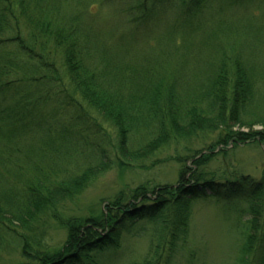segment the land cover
Returning <instances> with one entry per match:
<instances>
[{"label":"trees","instance_id":"obj_1","mask_svg":"<svg viewBox=\"0 0 264 264\" xmlns=\"http://www.w3.org/2000/svg\"><path fill=\"white\" fill-rule=\"evenodd\" d=\"M88 2L0 0V264L7 257L11 264H100L106 253L115 257L135 221L153 222L171 205L180 212L163 222L165 236L147 264H199L196 204L219 209L229 223L238 264H264V170L258 180L223 182L193 172L221 147L264 146V132H252L264 128V55L253 65L250 56L260 50L247 42L248 57L236 53L235 39L223 41L215 24L229 8L264 0H121L125 9L107 18H116L112 28L79 10ZM206 10L212 14L203 20ZM167 13L174 19L166 16L159 29L155 19ZM151 31L183 59L150 71L153 57L139 40ZM132 58L141 60L134 66ZM199 136L214 139L181 158L177 187L146 180L103 200L102 210L64 214L115 166L132 167ZM52 226L65 233L57 248L46 236Z\"/></svg>","mask_w":264,"mask_h":264},{"label":"rangeland","instance_id":"obj_2","mask_svg":"<svg viewBox=\"0 0 264 264\" xmlns=\"http://www.w3.org/2000/svg\"><path fill=\"white\" fill-rule=\"evenodd\" d=\"M90 1L92 4L88 2V7L86 4L83 9L79 10L84 12L85 15H89L90 12L93 14L96 13L95 15L98 16L97 21H99L98 25L102 27H104L102 25L104 20H107L111 14L110 11L125 9V5L122 6L121 0V6L118 5L115 8L102 6L99 0ZM76 4L72 2L70 7L73 9ZM228 11L226 16L218 17L219 21L215 22L217 27L216 31L218 30L220 34H223L221 38L223 41L235 39V46L234 48L231 47V49L233 48L236 53H241L243 57H248L249 49L247 42L255 51L260 50L261 54L257 52L250 56L253 65H257L260 57L264 55V33L259 31L264 25V5L259 3L252 5L243 4L229 8ZM210 14H212V10H206L203 20L209 18ZM166 16L167 18L170 16L171 22L174 19L172 13L165 14L163 20H161V17H158L157 20L155 19V23L159 29L162 27V24L159 27L157 23L166 21ZM115 19V17L114 20L109 19L104 24L107 28H112L113 24H116ZM159 29L156 28L153 31L157 32L156 30ZM250 32L252 35H249L246 39V36ZM152 37L156 36L151 31V34L147 38L139 40L140 48L153 57L146 64L151 68L150 71L160 64L166 67L169 62L174 66L177 60L175 56L181 57L179 54L182 53L174 52V50L168 53V50L160 45V43H156ZM226 51L229 54L231 52L229 49ZM262 57L264 58V56ZM168 58H170V61L167 60ZM139 60L141 59L132 58L129 62L135 66L139 63ZM158 69L162 68L159 66ZM260 103L264 105V96L260 99ZM103 128L110 138L114 140L113 132L107 126ZM236 131L239 133H250L245 129ZM252 132H264V128L255 127L252 129ZM211 138L214 139L213 136H199L190 141L171 143L151 156L132 161V167L116 168L115 166L107 174L91 183L76 202L68 203L64 214L66 216L71 214H87L93 205H99L102 210L103 200L117 197L120 192H128L129 189L134 188L146 180L160 185H176L175 187H177V175L180 168L179 162L182 160L181 158L189 154V151L203 149L207 143H212L213 139L211 140ZM108 147L112 149L111 145ZM219 149H221V152L222 150L224 152H220L216 158L210 159L199 169H193L196 178L217 180L218 182L225 180L237 181L241 178L255 180L261 178L262 171L264 170L263 145L252 142L240 144L237 147L230 145L228 148L221 147ZM219 149L218 152L220 151ZM203 154L207 153L203 152ZM167 198L169 200L173 199L171 194ZM179 212V207L175 208L171 205V207H166L163 214L153 222L145 220L135 221L132 227L121 235L120 244L116 250L119 255L117 253L115 257L112 255L111 260L108 253H106V255L104 254L100 258V264H147L152 258L154 249L160 246V238L165 236H163L165 232L163 222L170 223L175 214ZM190 213L193 243H196L204 254L199 264H238L236 262V250L233 251V247H236L233 245V230L229 223L223 219L219 209L208 204H196L191 207ZM46 236L50 247L57 248L63 242L65 233L58 227L52 226ZM14 259V257H7L3 262L4 264H11ZM177 264H184V262L181 261Z\"/></svg>","mask_w":264,"mask_h":264}]
</instances>
